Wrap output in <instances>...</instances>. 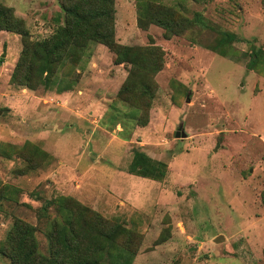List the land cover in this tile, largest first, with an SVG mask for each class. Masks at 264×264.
Returning <instances> with one entry per match:
<instances>
[{
  "label": "rangeland",
  "instance_id": "rangeland-1",
  "mask_svg": "<svg viewBox=\"0 0 264 264\" xmlns=\"http://www.w3.org/2000/svg\"><path fill=\"white\" fill-rule=\"evenodd\" d=\"M111 1L114 44L157 48L160 61L149 50L141 69L115 64L76 29L50 70L15 80L22 38L0 31V249L20 222L46 256L62 199L130 264H264V0L149 1L176 35L139 28L137 0ZM71 2L0 6L32 44L64 25ZM135 152L163 178L128 173ZM0 264H10L2 254Z\"/></svg>",
  "mask_w": 264,
  "mask_h": 264
},
{
  "label": "trees",
  "instance_id": "trees-1",
  "mask_svg": "<svg viewBox=\"0 0 264 264\" xmlns=\"http://www.w3.org/2000/svg\"><path fill=\"white\" fill-rule=\"evenodd\" d=\"M69 1H72L70 5L62 6L64 25L59 26L48 40L32 44L24 40L26 33L22 23L12 17L9 8L0 6V31L16 33L23 42L22 55L19 56L12 72L13 79H20V71L23 69H27V74L23 75L26 79L30 72L42 75L48 69L50 70L56 64L55 59L60 60L62 50L68 46V41H74L73 37L75 38L78 32L76 29L80 30V37L83 41L103 44L113 51L116 57L115 64L129 63L131 67L141 69V65L144 64L140 62L146 59L145 55H148L149 50L155 52L158 61H160L157 48L142 52L140 48L114 44L111 0ZM149 1L151 0L136 1V25L144 29L149 24H154L163 29L166 35L181 33V29L176 28L178 24L173 23V20L161 13H157L155 16L151 15V9H148L147 5ZM76 2L78 4L80 2L86 7L84 12L77 10L80 8L77 7ZM231 40H233L232 36L224 35L220 41L229 43ZM64 43L66 47H63ZM59 50L61 51L54 61H49L50 55ZM158 69L156 68L155 71ZM131 160L133 169L128 170V173L134 176L159 180L165 175V168L160 162H152L142 153H133ZM0 197H3L2 192H0ZM57 207L61 220H52L45 225L46 256L37 253L32 235L33 227L20 222H15L12 225L4 245L0 249V254L8 258L10 264H130L131 257L127 253L120 252L114 256L104 251L102 241L107 239L109 233L99 230L97 222L84 221L80 211L77 210L74 214L73 208L62 199H58ZM93 228H97V230L93 232ZM91 234L95 235L91 236Z\"/></svg>",
  "mask_w": 264,
  "mask_h": 264
},
{
  "label": "water",
  "instance_id": "water-1",
  "mask_svg": "<svg viewBox=\"0 0 264 264\" xmlns=\"http://www.w3.org/2000/svg\"><path fill=\"white\" fill-rule=\"evenodd\" d=\"M174 136H175V138H177V137L179 136V133L176 132ZM182 137H183V134L181 133V134H180V138H182ZM214 240H217V239L215 238Z\"/></svg>",
  "mask_w": 264,
  "mask_h": 264
}]
</instances>
